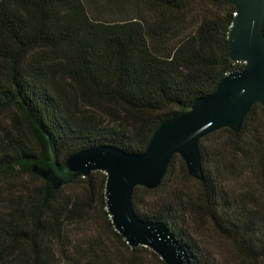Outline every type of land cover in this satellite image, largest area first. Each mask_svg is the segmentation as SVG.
<instances>
[{
    "label": "trees",
    "instance_id": "1",
    "mask_svg": "<svg viewBox=\"0 0 264 264\" xmlns=\"http://www.w3.org/2000/svg\"><path fill=\"white\" fill-rule=\"evenodd\" d=\"M101 1L0 0V113L10 114L0 132V264H167L116 230L106 172L54 189L33 168L52 167L50 145L61 164L98 145L142 153L163 122L246 65L231 60L236 8L223 0H130L131 14ZM205 1L222 11L195 13ZM200 149L204 179L175 154L157 188H135L137 215L164 222L193 264L217 263L187 229L188 216L264 264V106L255 103L238 132L202 138ZM177 161L197 186L181 185ZM250 173L255 189L226 185ZM88 221L112 238H75L71 226Z\"/></svg>",
    "mask_w": 264,
    "mask_h": 264
},
{
    "label": "water",
    "instance_id": "2",
    "mask_svg": "<svg viewBox=\"0 0 264 264\" xmlns=\"http://www.w3.org/2000/svg\"><path fill=\"white\" fill-rule=\"evenodd\" d=\"M223 1L236 8L229 33L230 57L245 63L244 68L226 75L211 94L196 98L189 111L163 122L142 153L98 145L75 152L61 164L50 145L52 167L33 168L54 189L97 170L106 172L107 208L116 230L132 248L147 246L167 264L193 263L164 222L137 215L135 188H157L175 154L182 156L192 177L203 180L201 139L225 127L238 132L252 106H264V0Z\"/></svg>",
    "mask_w": 264,
    "mask_h": 264
},
{
    "label": "rangeland",
    "instance_id": "3",
    "mask_svg": "<svg viewBox=\"0 0 264 264\" xmlns=\"http://www.w3.org/2000/svg\"><path fill=\"white\" fill-rule=\"evenodd\" d=\"M107 4L110 5L111 9L115 12L120 11L124 13L132 11L133 7L130 0H102L101 5L105 7ZM222 6H216L211 2H197L195 4V13L205 14L207 16L214 15L215 13H220L222 11ZM90 113H95L93 109H87ZM9 113H0V132L7 125ZM109 117H105V120L110 121ZM177 173L179 174V181L183 187L194 188L197 186L193 179H189L184 176L182 164L177 161ZM192 177V176H191ZM194 178V177H193ZM257 180L248 174L247 177L240 178L238 180L231 181V183L226 184L229 189L235 191H245L247 189H255ZM14 185L13 188H15ZM185 224L187 229L190 231L192 236L199 242L201 248L207 251L217 264H252L243 255H241L235 248L234 244L219 234L209 221L204 219L186 217ZM71 232L75 238H86L87 236H102L104 238H112V234L109 230L98 221L95 223L88 221L85 223H80L71 226ZM118 243H116L117 245Z\"/></svg>",
    "mask_w": 264,
    "mask_h": 264
}]
</instances>
